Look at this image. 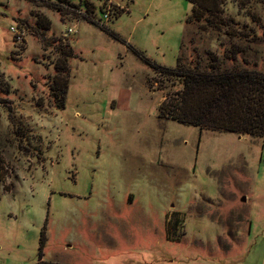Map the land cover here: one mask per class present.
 <instances>
[{"label":"rangeland","instance_id":"obj_1","mask_svg":"<svg viewBox=\"0 0 264 264\" xmlns=\"http://www.w3.org/2000/svg\"><path fill=\"white\" fill-rule=\"evenodd\" d=\"M218 1L0 0V264H264V138L160 113L264 75V0Z\"/></svg>","mask_w":264,"mask_h":264},{"label":"trees","instance_id":"obj_2","mask_svg":"<svg viewBox=\"0 0 264 264\" xmlns=\"http://www.w3.org/2000/svg\"><path fill=\"white\" fill-rule=\"evenodd\" d=\"M189 1L193 5L192 17L196 20H200L202 12H220L218 0ZM180 73L181 91L162 103V116L201 130L264 138V75L237 70ZM64 107L65 100L57 99L56 108L62 110Z\"/></svg>","mask_w":264,"mask_h":264},{"label":"built area","instance_id":"obj_3","mask_svg":"<svg viewBox=\"0 0 264 264\" xmlns=\"http://www.w3.org/2000/svg\"><path fill=\"white\" fill-rule=\"evenodd\" d=\"M10 32L13 35L14 39L19 43V44H24L26 41V32L24 29L19 28L18 26H12L10 28ZM71 32V31H70Z\"/></svg>","mask_w":264,"mask_h":264},{"label":"water","instance_id":"obj_4","mask_svg":"<svg viewBox=\"0 0 264 264\" xmlns=\"http://www.w3.org/2000/svg\"><path fill=\"white\" fill-rule=\"evenodd\" d=\"M243 202H245V198L243 199Z\"/></svg>","mask_w":264,"mask_h":264}]
</instances>
